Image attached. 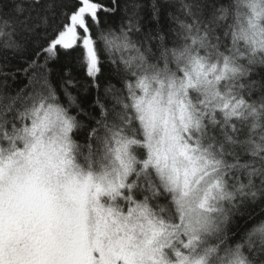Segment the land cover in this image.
Here are the masks:
<instances>
[{"label": "snow or ice", "instance_id": "snow-or-ice-1", "mask_svg": "<svg viewBox=\"0 0 264 264\" xmlns=\"http://www.w3.org/2000/svg\"><path fill=\"white\" fill-rule=\"evenodd\" d=\"M0 264H264V0H0Z\"/></svg>", "mask_w": 264, "mask_h": 264}]
</instances>
